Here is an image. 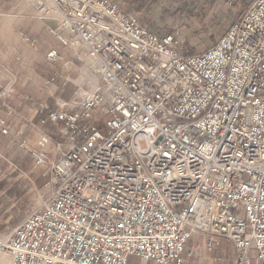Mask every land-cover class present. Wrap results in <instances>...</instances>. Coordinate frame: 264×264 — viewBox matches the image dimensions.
Returning <instances> with one entry per match:
<instances>
[{"label":"built area","instance_id":"built-area-1","mask_svg":"<svg viewBox=\"0 0 264 264\" xmlns=\"http://www.w3.org/2000/svg\"><path fill=\"white\" fill-rule=\"evenodd\" d=\"M28 1L82 84L58 110L39 105L61 139L27 149L19 134L50 190L0 236V264H186L194 234L264 264V0H226L238 15L194 53L114 0ZM13 91L0 81V101Z\"/></svg>","mask_w":264,"mask_h":264},{"label":"crops","instance_id":"crops-1","mask_svg":"<svg viewBox=\"0 0 264 264\" xmlns=\"http://www.w3.org/2000/svg\"><path fill=\"white\" fill-rule=\"evenodd\" d=\"M114 1L135 17L143 11L155 14L161 2V9L171 13L184 10L191 14L200 11L203 6H210V3L213 4L212 8L223 6L222 1L216 0H178L179 3L171 5V8H168L167 0ZM244 1L248 3L249 0ZM137 19L145 28L156 30L151 21ZM55 28L54 20L36 16L28 0H0V81L11 80L14 86L11 97L0 101V119L8 126L7 133L0 131V150L7 149L9 154L22 151L31 162V155L16 145L19 134L26 139L27 149H37V141L43 133L61 139L56 126L47 119V113H39V105L46 103L51 110H58L56 99L74 101L75 91L80 84L75 70L65 63L67 48L50 31ZM52 48L59 54L55 62H49L45 57ZM52 148L53 142L48 143L46 150L52 152ZM51 157L55 159V156ZM207 244L206 236L194 234L186 244V250L193 251L186 264H233V248L228 240L219 238L211 244L210 249ZM127 264L156 263L131 255Z\"/></svg>","mask_w":264,"mask_h":264},{"label":"rangeland","instance_id":"rangeland-1","mask_svg":"<svg viewBox=\"0 0 264 264\" xmlns=\"http://www.w3.org/2000/svg\"><path fill=\"white\" fill-rule=\"evenodd\" d=\"M179 1L167 0L166 2L168 8H171V5H177ZM216 1L223 2L222 8L221 6L212 8L213 4L208 1L207 4L210 3L211 7L203 6L200 11H193L194 13L191 14H187L184 10H176L173 13L165 11L161 9L163 7V2H161L155 14L143 11L137 17L141 21L142 19L151 21L153 27L156 28L153 31L177 32L185 51L199 52L212 45L239 13L238 6H229L226 0ZM207 4L204 3V5ZM69 57L67 51L65 61L69 60ZM67 66L75 70L82 84L78 66L72 64H67ZM89 80L95 81L92 77H89ZM59 101L64 100L57 98L56 102ZM18 153L21 155L9 154L7 149L0 150V236L7 235L31 209L41 203V197H46L50 190L46 185L50 175L49 168L36 166L24 152L19 151Z\"/></svg>","mask_w":264,"mask_h":264},{"label":"trees","instance_id":"trees-1","mask_svg":"<svg viewBox=\"0 0 264 264\" xmlns=\"http://www.w3.org/2000/svg\"><path fill=\"white\" fill-rule=\"evenodd\" d=\"M16 221V220H15Z\"/></svg>","mask_w":264,"mask_h":264}]
</instances>
